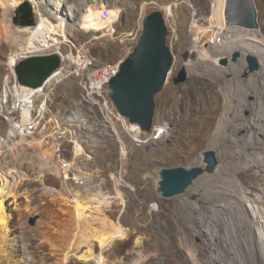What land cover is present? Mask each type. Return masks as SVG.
I'll use <instances>...</instances> for the list:
<instances>
[{
  "label": "rangeland",
  "instance_id": "1",
  "mask_svg": "<svg viewBox=\"0 0 264 264\" xmlns=\"http://www.w3.org/2000/svg\"><path fill=\"white\" fill-rule=\"evenodd\" d=\"M38 1L48 10H46V17L54 24L62 26L59 37L65 36L62 39H66L65 41L68 43L69 41L80 44L89 42L95 53L106 62H118L132 54L139 43L146 17L153 12L163 11L153 5V2L160 4L164 9L173 6V17L167 23L169 27L167 44L174 55V66L163 90L155 96L154 128H164V136L158 140L156 136L149 133V136H145L147 141L140 144L132 141L121 130L113 136L106 132L99 139L100 147L95 161L90 163L87 168L93 176L91 184L81 188L65 189L63 196H59L58 193H49L48 195L46 187L59 190L65 187L57 177H49L45 185L36 180L38 175L33 162H37L40 150H32L30 153L20 156L9 155L1 163L0 186L5 183L7 190L12 188L10 190L16 195V197H11L10 193L5 197V204L12 215L10 226L12 237L19 241L24 239L30 245L31 261L28 262L29 264H63L65 256L60 253L59 249L68 246L72 235L85 229V225L81 224L83 226L81 228L75 218V207L73 206L75 195L79 193L82 195L80 197L82 200L87 201L89 198L88 200L91 199L90 201H93L97 206L100 202L95 196L103 193L111 198L104 201L103 204L101 203L103 205L101 210L94 215L97 221H94L93 228L103 230L111 223H119L127 232L126 238L117 240L105 252L109 264H152V256L153 259L157 258L154 264H160V261L166 262L167 254H171L173 257L176 255L175 259L181 251V256L175 259L174 264H182V260L185 259L191 261L193 247L186 248L180 239H174V234L168 229L167 220L175 212V201L185 198L195 182L204 176L214 177L216 175L207 173L196 180L185 194L165 198L158 191L162 180L161 172L164 168L183 166L191 169L194 166H205L204 153L209 150L217 153L220 166L224 163L223 149L214 145L209 137L210 132L215 130L214 128L225 114L224 99L218 94V90L233 83L234 77L236 81L241 80L246 86L249 83L248 79H251L254 73L261 71V64L260 70L246 76L249 71L247 60L249 55L241 49L233 50L228 47L224 38L223 41L221 40L222 36L218 38V43L211 44L209 40L212 32L209 30L205 31L204 35L197 32L198 27L211 29L215 0H70L66 4V8L61 11H57L55 5L51 6V3H56V0ZM256 1L257 5L255 4V6H257L260 16L263 17L264 0ZM27 2L29 1L15 0L12 10L0 7V89L6 76L5 62L11 50L15 49L12 40L13 29L17 28L13 23V18L16 16L15 9ZM29 3L34 7V4ZM103 7L111 9L114 16L121 13L117 33L114 37L109 35V23L100 19V10ZM245 8V6L239 8V11L244 13L243 19L247 13ZM49 11L57 15H50ZM64 27L67 30L65 33ZM16 31L22 32L18 28ZM22 34L23 37L28 38L27 31ZM121 39H125V42L122 43ZM196 41H199V44ZM204 43L206 46H202ZM194 44L196 45L194 46ZM131 46L133 47L131 48ZM194 47L200 51L196 50V52ZM62 48H66L65 44ZM228 49L230 52H227ZM205 50H208L211 55L206 60L207 62L202 60L203 57L200 58L201 52ZM189 52L195 54V57H190L188 81L176 86L174 79L186 63L184 55ZM237 52L241 54V57L234 62L233 56ZM42 53L50 54L53 51ZM225 58L229 59L228 65L222 64ZM242 59L248 64L247 68H239L241 61L243 62ZM197 64L208 67L213 73L219 75V83L204 87L201 95H196L194 89V67ZM232 65L239 69L236 73H231L228 70ZM74 83L75 81L71 80L68 84L61 85L56 92L54 98L57 113L65 115L67 109L71 108L72 104L68 95L78 92ZM204 84L205 82H203V86ZM255 98L253 94L247 95L244 101L253 105ZM253 106L255 107V105ZM253 112L254 110L246 109L243 111V115L251 118ZM2 134L3 127L0 120V136ZM122 144L127 145V148H122ZM11 171L21 172L23 174L22 182H14L11 179L13 174ZM217 171L218 168L215 172ZM199 194L201 193L199 192ZM254 194L256 197L258 196L257 192ZM34 218H36L35 223H33ZM259 232L258 234L262 237L261 241L264 243V232L260 229ZM203 240L197 236L193 240V245L201 246ZM96 249L97 256L102 255L103 250L99 243H96ZM97 262L96 260L90 262L82 260L79 254L71 258L67 264H98Z\"/></svg>",
  "mask_w": 264,
  "mask_h": 264
},
{
  "label": "bare ground",
  "instance_id": "2",
  "mask_svg": "<svg viewBox=\"0 0 264 264\" xmlns=\"http://www.w3.org/2000/svg\"><path fill=\"white\" fill-rule=\"evenodd\" d=\"M14 1L0 0V7L12 10ZM27 1L34 4L33 9L37 15L38 23L35 27L19 29L22 31L21 33L25 31L28 33V38H23L27 43L22 47L24 54L35 55L43 51H60L61 45L66 42H62L58 38L62 26L54 24L46 17L47 9L40 1ZM69 1L56 0V3H51V6L55 5V9L61 11L66 8ZM250 4L253 5L257 14V26L254 28L245 26L242 17L244 13L239 11V8L244 6L245 10H248ZM255 4L257 5L256 0H215L211 29L198 27L197 30L200 35L207 30L211 31L212 35L209 40L211 44L218 43V38L222 36L221 40L223 41L224 38L225 43H228V47L233 50L241 49L247 55L258 57L262 69L254 73L251 79H248L249 83L247 82L246 86L241 80L236 81L234 77L233 83L218 90V94L224 99L225 114L220 122L218 121L219 124L214 128L215 130L210 132L209 137L214 145L223 149L225 161L221 166L219 164L218 171L214 173L216 176L207 175L200 178L185 198L175 201V212L167 220L168 229L174 234V239H180L184 247H193L194 249L191 255L193 261L185 259L182 260V264H264V243L258 234L260 233L259 229L264 232V15L260 16ZM233 10L235 11L232 13ZM49 13L50 15L55 14L50 11ZM65 32H67L66 28ZM199 41H196L197 44ZM202 46H206V44L204 43ZM197 49L196 47L195 51ZM227 52L230 50L228 49ZM219 53L222 54V52ZM201 54L200 58L203 57L202 60L205 62L211 56L208 50ZM233 65L228 70L231 73H236L239 69L234 68ZM246 65L248 64L243 60L239 68H245ZM212 70L214 71L215 68ZM194 73L196 95H201L204 87L219 83V75L213 73L208 67L197 64L194 67ZM203 82H205L204 86ZM252 94L256 97L255 104H253L255 107L244 101L247 95L251 96ZM246 109L254 110L253 117L247 118L243 115V111ZM0 153H2L1 146ZM0 172L2 173L1 167ZM12 173L11 179L14 182H22L23 174L21 172L13 171ZM40 179L42 180L41 176ZM5 185L4 183L0 186V264H29L28 262L31 261L30 245L24 239L19 241L12 237L10 228L12 215L5 204V197L10 193L11 197H16V195L10 190L12 188L8 191ZM45 190L55 191L53 188L47 187ZM199 192L201 194L198 195ZM255 192L258 193L257 197ZM100 195L99 197L97 194L95 196L98 198L95 200L100 202L97 206L93 201H90L91 199L87 198L85 201L80 198L82 195L79 193L75 195L76 198L73 200L75 218L81 228H83L81 224L85 225V229L82 230L79 227L81 230L72 235L68 246L59 249L60 253L65 256L63 264H67L71 258L79 254L81 259L87 262L96 260L98 264H109L105 252L117 240L127 237L126 229L119 223L110 222L109 227L105 226L103 230L93 228L94 221H97L94 215L101 210L103 202L111 198L103 193ZM197 236L204 239L203 244L198 247L193 245V240ZM96 243L100 244L103 250L102 255L97 256ZM86 248L87 251H85ZM181 253H178L175 259H178ZM167 256L166 262L163 260L160 261V264H174L176 255L173 257L171 254H167ZM17 257L19 258L17 259ZM151 259L154 264L157 258L153 259L152 256Z\"/></svg>",
  "mask_w": 264,
  "mask_h": 264
},
{
  "label": "built area",
  "instance_id": "3",
  "mask_svg": "<svg viewBox=\"0 0 264 264\" xmlns=\"http://www.w3.org/2000/svg\"><path fill=\"white\" fill-rule=\"evenodd\" d=\"M152 4L163 10L168 23L173 17V6L164 9L158 3ZM100 19L109 23V35L114 37L121 13L114 16L111 9L103 7ZM12 33L15 49L11 50L5 62L6 76L0 89L3 127L0 165L9 155L20 156L40 150L37 162L32 164L37 171L36 180L45 185L49 177H57L65 188H53L55 191L46 192L63 196L65 189L81 188L92 183L93 176L87 168L95 161L99 139L106 132L113 136L121 130L136 143L147 141L145 136L149 133L124 117L110 96V82L120 72L123 60L106 62L95 53L89 42L67 41L63 43L65 49L61 45L60 51H53L61 55L63 64L52 78L38 88L24 87L18 82L15 69L22 60L34 54H24L22 47L27 44L26 39H23L22 33L17 32L16 35V28ZM58 38L62 42L66 40L62 39L65 36ZM121 42L124 43L125 39ZM71 80L75 81L78 92L68 95L72 106L62 115L56 111L54 96L61 85ZM151 133L159 140L164 136L165 129L153 126ZM122 145V148H127V145Z\"/></svg>",
  "mask_w": 264,
  "mask_h": 264
},
{
  "label": "water",
  "instance_id": "4",
  "mask_svg": "<svg viewBox=\"0 0 264 264\" xmlns=\"http://www.w3.org/2000/svg\"><path fill=\"white\" fill-rule=\"evenodd\" d=\"M245 14L246 27L257 26V14L253 5ZM13 23L18 29L37 26L38 20L32 5L27 2L21 4L15 12ZM169 27L163 11H156L148 15L143 25V32L139 43L132 54L121 63L120 72L112 79L109 85L111 98L118 111L131 123L139 124L142 129L151 133L154 126L156 103L155 96L166 85L174 66V55L167 44ZM174 79L176 86L185 84L189 78L187 64ZM241 57L239 52L233 56L236 62ZM250 73L260 70L259 59L253 55L247 57ZM63 60L60 54L50 53L26 57L16 66L18 82L24 87L38 88L43 86L57 70L62 67ZM229 64V59L222 61ZM205 166L164 168L161 172V182L158 191L165 198H173L186 193L196 180L205 174H214L219 166V158L215 151L204 153ZM36 218L33 219V223Z\"/></svg>",
  "mask_w": 264,
  "mask_h": 264
},
{
  "label": "flooded vegetation",
  "instance_id": "5",
  "mask_svg": "<svg viewBox=\"0 0 264 264\" xmlns=\"http://www.w3.org/2000/svg\"><path fill=\"white\" fill-rule=\"evenodd\" d=\"M187 58H189V54L188 53L184 55V61L185 62H186Z\"/></svg>",
  "mask_w": 264,
  "mask_h": 264
}]
</instances>
